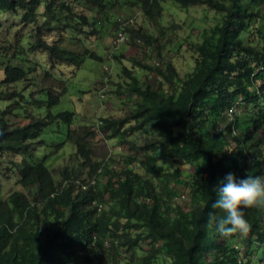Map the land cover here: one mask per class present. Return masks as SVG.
Returning a JSON list of instances; mask_svg holds the SVG:
<instances>
[{
    "label": "trees",
    "instance_id": "trees-1",
    "mask_svg": "<svg viewBox=\"0 0 264 264\" xmlns=\"http://www.w3.org/2000/svg\"><path fill=\"white\" fill-rule=\"evenodd\" d=\"M137 1L144 18L160 9L159 0ZM172 1L181 9L203 4L221 19L200 42L191 45L193 68L183 78L162 52L173 41L134 31L133 36L153 45L166 64L164 72L156 65L144 68L156 71L170 86L167 91L161 85L155 90L123 66L125 80L116 83L113 92L134 98L136 104L122 117L104 119L102 130L135 149V141L127 137L147 133L150 126L160 129L168 145L159 155L160 171L181 175L182 167L195 164L184 182L189 206L170 205L155 192L154 174H149L153 171L141 174L131 156L111 159L102 167L106 181L98 180L95 188L87 190L66 182L63 192L51 199L58 208L51 225L61 226L64 233L55 231L44 242H39L31 217L18 220L0 208V264H157L159 259L162 264H244L245 259L250 264V251L245 255L238 247L246 250L253 243L258 249L256 242L264 244V211L245 210L251 224L246 239L240 234L221 237L214 225L209 226L207 216L209 211L221 214L211 208L219 198L213 189L227 173L237 180L248 174L264 176V30L257 26L262 17L258 5L264 0ZM42 3L38 31L61 26L69 33L74 26H82L88 27L89 36L100 34L97 20L76 19L68 0H0V13L21 7L25 18L34 20ZM103 19L108 20L109 15ZM49 50L52 58L75 67L85 60L69 50L59 52L57 46ZM2 71V84L17 86L12 94L22 96L28 72L12 64L3 66ZM47 96L54 105L60 94L50 91ZM12 105L0 109V157L27 151L45 125L56 118L69 123L74 115L63 111L52 114L48 124L34 121L18 127L9 124L5 116ZM147 145L156 151L154 143ZM76 152L90 162L92 151L85 142L76 143ZM62 175L69 178L66 172ZM18 180L24 186L35 184L39 194H48L58 185L44 161L35 165L26 162ZM168 196L173 192L168 191ZM106 197L111 211H97L91 205ZM20 204L16 202V206ZM235 239L239 245H233ZM138 251H142L140 256Z\"/></svg>",
    "mask_w": 264,
    "mask_h": 264
},
{
    "label": "rangeland",
    "instance_id": "rangeland-1",
    "mask_svg": "<svg viewBox=\"0 0 264 264\" xmlns=\"http://www.w3.org/2000/svg\"><path fill=\"white\" fill-rule=\"evenodd\" d=\"M120 4L110 11L112 19L126 20L128 17L136 15V22H138L143 15L140 9L141 4L136 3L132 8L126 3V0H118ZM162 7H161V5ZM160 9L155 10L149 16H145L143 22L140 23V31L143 33H149L154 38L161 41H173L163 48V54L166 56V60H170L179 78H183L193 68V43L200 42L209 29L220 21V16L213 10L205 5L198 4L189 8L181 9L173 5L172 0H159ZM258 8L262 15L258 21L257 26L264 30V2L259 3ZM23 10L20 8L14 11L0 14V39L5 41V37L15 42L21 47H28L32 45V26L25 25L21 22ZM103 23V24H102ZM99 25L107 28L104 34L99 40H92L87 35L84 36L87 40L82 42L75 36L62 35L59 38V43L66 49L74 52H81L85 47H89L94 50L98 56L102 59L94 60L86 58L84 62L78 66H72L69 64L61 65V61L54 60L57 65H52V62H47L46 57L43 56L42 51L34 48V52L26 49H22L21 53H28L27 59L31 57H41L45 64L40 63V60H33L40 63L44 72H51L53 79V87L61 92L59 102L54 105H48L44 98L47 99L46 93H42L43 89L51 86L40 84H31L30 88L33 91H23V107L21 108L20 103H16L14 106L21 108V112H14L10 117V120L15 125L22 124L25 120H28L31 115L36 119L44 118L48 111L52 114L59 112L68 111L74 114L70 124L56 120L50 123L40 133L38 140L39 142L34 145L35 152L31 151L27 158L34 157V160H41L44 155L47 156L46 164L52 171V175L56 183L62 180V170L67 169L71 178L78 176V180L87 181L95 172V165L102 162L106 157L107 147L116 148L121 143L119 138H109L110 133L106 130H101L97 126L96 120L105 117H117L126 114L132 107L133 101L127 96L116 94L113 89L117 87L116 83H123L125 78L122 74V67L126 66L131 72H136L142 81L145 80L144 73H148V81L154 87L158 88L162 81V88L167 91L170 86L165 79L160 76L156 71L144 70L142 65H149L154 63L153 60H158L160 68L163 69L165 62L160 61L154 50L146 51L143 43H122L118 50L115 51L113 57V63L108 58V52L110 50L109 39L114 33V27L108 23L102 22ZM137 24H127L124 30L129 36V27H137ZM29 41L25 43L27 40ZM133 39V38H132ZM135 40V39H134ZM131 41V38H130ZM7 45V42H5ZM31 43V44H30ZM177 46L180 48L177 49ZM171 50V51H170ZM50 60V59H49ZM104 68H106L104 70ZM110 71L109 78L105 77V73ZM40 73L42 71L39 68ZM51 76V75H50ZM3 75L0 74V80ZM30 80L24 81L23 85L30 84L33 81H41L42 76L31 75ZM109 80V81H108ZM46 81V80H45ZM108 82L106 91L102 94L99 93V89L103 83ZM15 86H10L7 89H13ZM0 83V91H1ZM5 90V89H4ZM2 90V91H4ZM41 93V94H40ZM43 98L40 99L36 96ZM1 95V94H0ZM19 101L22 98L16 97ZM32 99H40L41 101L36 103ZM36 101V100H35ZM14 103V102H13ZM240 112V111H239ZM238 113V111H237ZM127 140L135 141V149H131L129 144H123L122 153H115L113 160L117 158L132 157L134 159L135 168L139 169L141 173L154 174V185L155 192L161 195L163 198H167L169 204L187 208L189 206V192L185 187V178L189 177L193 166L195 164L187 165L182 167L181 175H172L170 173L161 172L159 164L160 153H164L168 150V145L165 141V134L155 126H150L147 133L135 132L131 136L126 138ZM80 140L87 142L88 146L92 149L93 155L90 163L83 162V158L76 154V143ZM147 143H154L156 145V151L152 149ZM14 158L9 160L3 159L2 165H0V195L1 198L5 197L6 194L15 188L14 183L8 182L9 177L13 174L11 172L10 162ZM82 161V162H81ZM94 167V168H93ZM156 169V172H155ZM148 174V175H149ZM158 176V177H157ZM7 182H4V180ZM182 190L186 192L185 200H177L176 196ZM168 191L173 192V196H168ZM3 194V195H2ZM103 211H111V203L107 201H101ZM122 222H125L123 220ZM245 238L244 236H242ZM246 239V238H245ZM255 239V238H254ZM238 244V240H234V246ZM253 244V243H252ZM252 244L249 247L244 248L238 247L242 254L250 251L252 254V260L250 264H264V244L256 242L258 249H255ZM239 245V244H238ZM142 251H138L140 256ZM257 256V257H256ZM157 264H162V260H157ZM247 259L243 260L244 264L247 263Z\"/></svg>",
    "mask_w": 264,
    "mask_h": 264
},
{
    "label": "clouds",
    "instance_id": "clouds-1",
    "mask_svg": "<svg viewBox=\"0 0 264 264\" xmlns=\"http://www.w3.org/2000/svg\"><path fill=\"white\" fill-rule=\"evenodd\" d=\"M46 1H48V0H46ZM126 3L129 5V8H132L136 3H139V2L137 0H126ZM117 4H120L118 0H68L69 8L70 7L72 8L71 11L76 15V19L88 20V18H90L91 21L97 20V25H95V26L100 31V34L97 36L87 35L86 33H87L88 27L82 29V26H74L73 30L69 33L68 32L65 33L62 30L61 26H58L57 30L38 31L37 27L41 24V16L40 15H41L42 10H43V3H42V7L39 9V12L37 14L38 15L37 18H35L34 20H29V19L25 18L26 12L21 7H16L14 9L9 10V11L1 12L0 14H3L6 12L14 11L17 8L22 9L23 14H22L21 22L25 25H31L32 26L33 33H32L31 38H32L33 42H32V45L30 46V48H28V47H21V45H18L17 44L18 40L13 42L8 37H5V41L0 39V74L3 75V71H2L3 66L5 67L8 64H12V65L17 66V67L23 69L24 71L28 72V76L26 78V81L30 80L29 76H31V75H36L37 80H39L38 79L39 75L42 76L41 81H33L32 83L30 82V84H27L25 86L23 85L25 87L23 91H26V90H28L29 92L33 91L30 88L31 84H36V85L42 84L44 86H46V84H51V86H49L47 88L45 87L42 91V93H44V92L46 93V97H47V99L44 98V101L50 106V96L48 97L47 94L51 91V92L56 93V94H57V92H59V94L61 95L60 91H63V90L61 89L60 91H57L53 87L52 73L51 72H44L42 70L43 68L40 66V63L45 64V61H43V59L41 57H31L30 59H27L28 53H21L22 49L30 50L32 52H34V48L39 49L40 51H42L43 56L46 57L47 62L51 61L52 65H57L56 64L57 62H55L54 60L55 59L58 60V59L52 58L50 56V50L49 49L52 46H57V47H59V52H62V50H68V49L64 48L59 43V38L62 35L75 36L79 40H81L82 42H84V40H87L86 38H84V36H86V35L88 37H91L92 40H99L102 37V35L104 34V31L107 29V28H105L99 24L102 22H105V23H108L109 25L114 27V30H113L114 33L108 41L110 44V50L107 53L108 58L113 63L114 62L113 57L116 54L115 51L118 50V48L120 47V45L122 43H129V44H130V42H132V43H143V41L141 39L135 38L133 36V32L134 31L135 32L140 31V27H141L140 23L143 22L144 16H142L138 22H136V20H137L136 15H133L132 17H128L126 20L114 19V18L112 19V15L110 14L111 13L110 11ZM140 9L142 10V13H143L142 7H140ZM106 15H109L108 20L103 19V16H106ZM143 15H144V13H143ZM133 21H134V23L137 24L136 25L137 27H129L128 28L129 29L128 30L129 36H128L127 32L124 30V27L127 24L132 23ZM87 25H89V24H87ZM141 33H143V32H141ZM144 34H147V35H150L151 37H153V35H151L149 33H144ZM130 38H131V41H130ZM154 39H156V38H154ZM28 41H29V39L25 43H27ZM5 42H7V45ZM143 44H144L145 50L147 52L150 50H154L156 52V50L153 48V45H148L145 43H143ZM71 52L75 53L76 55L82 56L83 59L91 58L94 60H100V61L102 60L98 56V54L94 50L90 49L89 47H85V49L81 52H74V51H71ZM86 52H87V54H85ZM88 53L94 54L95 57H91L90 54H88ZM156 55H157V52H156ZM157 57H158V55H157ZM116 58H118V56H116ZM33 60H40V63L37 61H33ZM153 62L154 63H151V64L146 65V66L152 67L153 65H156L157 67H159L161 64L156 59H154ZM63 64H66V63L62 62L61 65H63ZM143 65H142V67L144 70L150 71V69L144 68ZM165 65L166 64H164L163 69L160 68V71L164 72ZM39 68L42 71V73H40ZM105 69L106 68H104V70ZM122 69H123V67H122ZM134 74L136 77H139V75L136 72H134ZM109 76H111V75H110V71L108 70V72L105 73V77L108 79ZM144 77H145L144 82L148 83L149 82L148 81L149 80L148 79L149 74L144 73ZM3 78H4V75H3L2 79L0 80L1 87H2V89L0 91V94H1L0 95V109L5 108L6 105H12L13 104L11 107L7 108V113L5 115L9 124H11L12 126L21 127V126H25L31 122H34V121L47 122V124L51 121L50 116H53V115L55 116V114L52 115V113L50 111H48L47 115L42 119H36L33 116L28 115V116H30V118H28V120H25L22 124L15 125L14 123H12L9 116L14 114V112H17V113L21 112L20 109L23 107L22 102H23L24 96L23 95L22 96L21 95H18V96L13 95L12 93H14L15 88L17 89V86L10 85V84L9 85H6V84L3 85L2 84ZM139 80L142 81L141 78ZM161 84H162V81H161ZM10 86H15V88L8 90L7 88ZM107 87H108V82L103 83L102 87L99 89V93L103 94L106 91L105 89ZM153 89L156 90L158 88L153 87ZM2 90H4V91H2ZM40 94H38V96H36V97L43 100V98L40 96ZM118 94L124 95L122 92H120ZM16 97L22 98V101H19L18 99H16ZM40 99H35L36 101L34 99H32V100H33V102L38 103L41 101ZM129 99L131 101H133L132 102L133 105L136 104L134 98H129ZM16 103H18V104L20 103L21 108L15 107L14 105ZM132 109H133V107L130 110H132ZM124 115H122V116H124ZM122 116H117V117H122ZM117 117H111L110 116V117H105L102 119L98 118V120H96V124L102 130V125H103L104 119L117 118ZM57 119L59 120L60 118H56L54 121H56ZM60 120H62V119H60ZM54 121H52V122H54ZM70 122L69 123L66 122V123L70 124ZM47 126L48 125H45L41 129V131L38 133V135L29 142V147H28L27 151H20V153H18V154L17 153L4 154L2 157H0V165H2L3 159L9 160L10 158H14L13 161H9L10 166H8V167L11 168V172L13 175L11 177H9L8 182L9 181H11V183L13 182L14 183L13 186L17 187L13 190H10L6 194L5 197L1 198V195H0V208L8 210L10 212V216H12L18 220H20V219L23 220L26 218V216L31 217L32 218L31 222L34 224L35 229H37L39 232V235H38L39 242H44L49 237L53 236L55 231L59 232V233H64L61 226L51 225L56 221L55 216H56V212L58 209L56 205L52 204L51 199H53V197H55V196L60 195L63 192V190H64L63 187H64L65 183L66 182H75L77 187L80 188L81 190H87L90 188H95L96 182L98 180L106 181V179L102 177L103 165L105 166L109 162V160L113 159V156L115 153H122L123 144H127V143H121L120 138H119V142L121 144L118 145L115 149L112 147L111 148L107 147V152L105 154L106 157L102 160L101 163L97 164L98 166L95 165V172L87 181L86 180L85 181L78 180V178H75V177L80 176V174L76 175L73 178H71L69 175L68 179H66L62 175V180L57 183L58 185H56V187L53 191H50L48 194L47 193L39 194L37 192V189H36L37 187L35 184L24 186L21 183V181L18 180V176L20 175V171L26 162L30 163V165H35L40 161H44V165L52 173V171L49 169V167L46 164V160H47L48 155H44L41 158V160H34V157H32V158L26 157V155H28L31 151L36 153L34 145L39 142L38 137H39L40 133L42 132V130L44 128H46ZM106 131H108V130H106ZM108 132L110 133L109 138L118 137V136H112V132H110V131H108ZM78 142H85L86 145L88 146L87 142L84 140H80ZM91 151H92V149H91ZM77 154L78 153L76 152L75 156L78 158ZM92 155H93V152H92ZM92 155H91V157H92ZM82 161L85 162L84 160H82ZM88 163H90V162H88ZM132 164H133V166H136L134 163H132ZM116 165H117L116 163L112 164V166L114 168H116ZM61 172L62 173L66 172L69 174V172L67 171L66 168H64ZM139 172H140V170H139ZM4 182H7V180L5 179ZM213 190L217 192V195L219 198L215 201V203H213L211 205V208L219 210V213H221V214L218 215L217 213H215L213 211H209L207 213L209 226L211 227L214 225L216 232L221 237H223L225 239L230 238L235 234H240L241 236H247L249 234V232L251 231V224L249 223L248 219L246 218L245 210L256 209V210L264 211V176H262V175L253 176V175L248 174L246 178L237 180L236 176L233 173L229 172L225 175L224 179L220 182L219 187L214 188ZM106 198H107V201L110 203L109 198L108 197H106ZM176 198H177V200H185L186 199L185 190L180 191L178 193V196H176ZM18 201H20L21 204L19 206H16V202H18ZM175 203L180 204L177 202H175ZM91 205L93 207L96 206L97 211L103 210L102 209L103 206H102L101 202L92 201ZM206 206H207V204L205 205V207ZM14 231H15V229L12 230V232H14Z\"/></svg>",
    "mask_w": 264,
    "mask_h": 264
}]
</instances>
